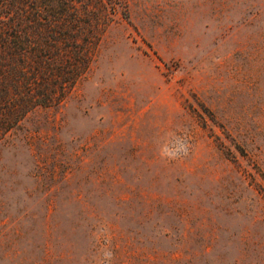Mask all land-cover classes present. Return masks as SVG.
<instances>
[{
	"label": "rangeland",
	"instance_id": "1",
	"mask_svg": "<svg viewBox=\"0 0 264 264\" xmlns=\"http://www.w3.org/2000/svg\"><path fill=\"white\" fill-rule=\"evenodd\" d=\"M112 1L0 141V264H264V0Z\"/></svg>",
	"mask_w": 264,
	"mask_h": 264
},
{
	"label": "trees",
	"instance_id": "2",
	"mask_svg": "<svg viewBox=\"0 0 264 264\" xmlns=\"http://www.w3.org/2000/svg\"><path fill=\"white\" fill-rule=\"evenodd\" d=\"M112 0H0V141L37 108L59 105L89 70Z\"/></svg>",
	"mask_w": 264,
	"mask_h": 264
},
{
	"label": "clouds",
	"instance_id": "3",
	"mask_svg": "<svg viewBox=\"0 0 264 264\" xmlns=\"http://www.w3.org/2000/svg\"><path fill=\"white\" fill-rule=\"evenodd\" d=\"M175 143H176L175 151H171L168 154V158L175 159L179 155H181V153H183L184 155H187V153H188V144H187L186 139H184L182 137H178L176 139ZM109 255H110V253H109Z\"/></svg>",
	"mask_w": 264,
	"mask_h": 264
}]
</instances>
